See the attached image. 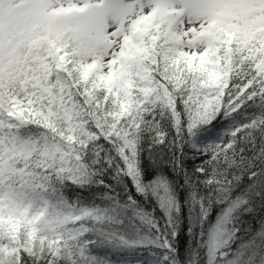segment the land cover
<instances>
[{
	"label": "snow or ice",
	"instance_id": "1",
	"mask_svg": "<svg viewBox=\"0 0 264 264\" xmlns=\"http://www.w3.org/2000/svg\"><path fill=\"white\" fill-rule=\"evenodd\" d=\"M165 161L208 264H264V0H0V264H174Z\"/></svg>",
	"mask_w": 264,
	"mask_h": 264
},
{
	"label": "trees",
	"instance_id": "2",
	"mask_svg": "<svg viewBox=\"0 0 264 264\" xmlns=\"http://www.w3.org/2000/svg\"><path fill=\"white\" fill-rule=\"evenodd\" d=\"M185 157L183 158V165L189 170L193 169L195 166L199 165L201 158L194 154L192 148L185 146ZM159 167L163 170L164 174L168 176L169 180L174 181V184L180 186L177 188V195L181 203L180 216L177 220V230L178 235L172 242L173 247L176 250V258L174 264H208L207 249L203 245V240L198 238V233L200 231L199 227L196 225V210L190 206L186 201L188 200L187 189L182 187L184 184V178L178 172H173L168 166L167 162H158ZM141 167L144 169L145 179H151L156 174V167L151 165L147 158L144 159ZM126 184L130 187L131 181L126 179ZM219 209L213 207L211 210L210 219L215 221L216 215ZM247 219V218H246ZM248 226H255L249 222ZM192 229L190 232L189 229ZM238 235L241 238H247V233L240 232ZM241 244V240H236L235 243L231 245L232 249L235 250L237 245ZM102 254L107 250H101ZM154 251L160 253L159 249H154ZM162 254V253H161ZM113 259H116L115 256ZM136 259V258H134ZM148 264L147 259L139 258ZM258 259V258H257Z\"/></svg>",
	"mask_w": 264,
	"mask_h": 264
},
{
	"label": "rangeland",
	"instance_id": "3",
	"mask_svg": "<svg viewBox=\"0 0 264 264\" xmlns=\"http://www.w3.org/2000/svg\"><path fill=\"white\" fill-rule=\"evenodd\" d=\"M207 136H208V133H201L200 138L202 139V138H205ZM140 251H142L143 255H140L139 253H137L134 258H136V259L143 258V259H147L149 261L150 257L148 256V251L147 250H140Z\"/></svg>",
	"mask_w": 264,
	"mask_h": 264
}]
</instances>
